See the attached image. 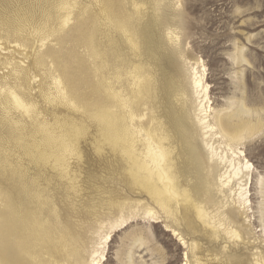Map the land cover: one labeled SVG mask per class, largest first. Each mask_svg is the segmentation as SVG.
<instances>
[{"label":"rangeland","instance_id":"rangeland-1","mask_svg":"<svg viewBox=\"0 0 264 264\" xmlns=\"http://www.w3.org/2000/svg\"><path fill=\"white\" fill-rule=\"evenodd\" d=\"M105 1L107 8L84 0L89 8L81 18L84 26L66 31L61 0H0V37L27 46H0V82L15 83L12 67L4 63L26 68L21 90L38 108L29 117L0 104V217L13 213L48 235V244L36 247L38 264H75L73 248L81 264H90L102 226L103 237L113 233L104 264H257L264 257V131L244 143L253 170L250 211L236 212L240 237L213 236L191 205L192 189L193 200L207 204L206 185L203 171L188 161L183 95L197 123L190 78L197 62L201 72L206 69L212 120L215 112L243 101L259 112L264 128V0ZM112 4L121 18H113ZM80 14L75 10L74 18ZM43 38L50 39L42 43ZM43 45L60 53L38 66ZM64 60L75 71L71 89L59 93L54 78L62 80ZM142 70L155 84L138 94L134 71ZM131 105L145 115L146 128L165 127L174 189L167 190L144 165L143 134L135 135L131 148L134 128L124 112ZM189 128L209 157L201 126ZM224 196L216 193L214 201L233 210L232 197ZM121 218L130 220L128 227L112 229Z\"/></svg>","mask_w":264,"mask_h":264},{"label":"bare ground","instance_id":"bare-ground-1","mask_svg":"<svg viewBox=\"0 0 264 264\" xmlns=\"http://www.w3.org/2000/svg\"><path fill=\"white\" fill-rule=\"evenodd\" d=\"M96 1L100 4H103L106 8L109 7V4H107L105 0ZM110 1L112 0H108V2ZM134 4L137 6L139 5L138 3ZM112 8L113 18L116 15L119 16L118 12L114 8V5ZM61 9L63 12V25H68V28L64 30L68 31L69 28L75 26L77 27L79 24H82L80 25V28L84 26L86 20L82 21L81 23V18L83 15L86 17V12L89 10L84 0H61ZM75 10L81 11L79 18L77 19L74 18ZM109 18L113 19L112 17ZM119 18L121 17L119 16ZM83 33L84 32H82V34ZM91 33L92 32H89V35H91ZM172 34L174 35V33ZM54 38H57V36ZM9 39L10 38L8 37L6 39L0 37V42H3L0 44V46L3 47V45L17 43L19 47L27 48L25 43L19 42L18 39H15L14 41H10ZM48 39L50 38H43L41 39V42L44 43V41H47ZM91 39L94 42V44L91 45L93 47L95 45V38L92 37ZM175 41L176 38L174 37L173 43ZM55 42H57V45H59L60 41L57 38ZM83 42L86 41L82 37V39H80V43L83 44ZM45 47H47V45H43L38 51V59L35 60V63L38 66H42V61L51 53H55L56 56H58L60 53L57 50H50L48 47L44 49ZM101 58L103 59L102 52ZM64 62L66 63H64L61 68L62 74H64L62 80L61 75H58L54 78V85L56 86V89L59 93L66 92L67 88L71 89L73 84L75 66L70 61L64 60ZM199 62L201 63L202 61ZM4 65L12 67V72L15 76V83L14 85H10L7 82H0V104L6 107L11 106L25 115L33 117V115L37 114L38 108H36V106L24 96V92L21 90V87L26 81L27 69L23 66H17V64L13 62H6ZM200 66L201 65L196 62L195 66L191 67L190 72V78L194 93L196 95V105L194 106L193 114L197 123L201 126L204 132L203 142L209 157L206 156V154L197 144V140L195 138L196 133L192 132L191 128H189L193 125L197 127V123L192 117L191 109L188 107V101L184 95L183 115L188 121L186 125V131L188 133V137L190 138L187 152L189 157L188 161L193 164L195 168L200 167V169L203 171L202 174H204V177L202 178H205L203 182H205L206 185L205 198L207 204H204L203 201L196 203L193 199L194 196L196 198L197 196L192 189L190 192L191 205L197 218L200 219L205 228L207 227L211 230L213 236L219 237L222 233H224L225 235L231 236L232 239L235 237L236 240V238H239L241 234L239 233L241 231L236 229L238 227L236 221V212L242 211L248 215L251 206L248 185L251 179L253 166L246 159L244 143L251 139L255 132L261 133L264 131L262 125L263 119L259 112H252V110L245 106L243 101H239L229 109L215 112V116L212 120V107L210 105L211 100L209 98L210 86L206 83V69L204 72H201L200 70L202 69L200 68L199 70L198 68ZM136 67L137 66H135V68ZM202 68L204 69L205 67ZM134 73L138 86V94L149 92V90L153 87V84H155L153 83L154 77L145 75L146 72L143 70L140 74L137 71H134ZM114 93L118 94L121 98L119 92L115 91ZM132 108H134L133 105L126 107V110H124L128 118V122L134 128L133 132L131 133V148L136 144L135 135L143 134L145 137L144 165L156 171V174L159 176V178L165 182V187L168 188L167 190L174 189L175 187L172 184L169 173L172 170L171 152L166 148L164 143L167 139L165 127H160L155 124L156 126L146 128L144 123L145 121H142L145 115H142L141 112L139 113L137 110L135 112ZM262 112V114H264V111ZM101 116L106 121L105 117H103V115ZM107 119L109 124H111L109 117H107ZM262 134H264V132H262ZM217 171L219 172L218 175L216 174ZM261 189L262 197L264 199V177L261 178ZM216 193L225 195L223 200L232 197V205L234 206V209L225 210L227 203L224 204L222 202L221 204H218L215 202L214 197ZM6 201L10 202L9 196L6 197ZM157 201L160 208H162L166 213H169L166 205L161 201V198H159ZM210 207L213 209L215 208V210L209 211ZM147 216L158 220V214L154 213L152 210L147 211ZM129 221V219L127 220L124 218L118 223H115L112 229H119V227H122V229L126 228L129 225ZM262 221L264 224V211ZM103 229L104 228L102 226L98 232L100 237L99 241L101 242L99 243V247L94 248L92 251L91 261L89 260L90 264H104L107 260L106 246L112 241L113 233L111 232L103 237L101 232ZM174 234H177V232L175 231ZM181 240L184 241L183 239ZM183 243L186 244L185 242ZM47 244L48 235L45 237L42 236L40 231L35 226H28L27 223L16 218L13 213L0 217V264H38V257L35 255V252L37 251L36 247L39 245L41 247L46 246ZM103 245H105V247H103ZM77 250L78 249L73 248L69 255L74 258L73 261L76 260L75 264H81V262L77 259L79 256ZM256 263L264 264V257L260 256Z\"/></svg>","mask_w":264,"mask_h":264},{"label":"snow or ice","instance_id":"snow-or-ice-1","mask_svg":"<svg viewBox=\"0 0 264 264\" xmlns=\"http://www.w3.org/2000/svg\"><path fill=\"white\" fill-rule=\"evenodd\" d=\"M238 238V237H237Z\"/></svg>","mask_w":264,"mask_h":264}]
</instances>
